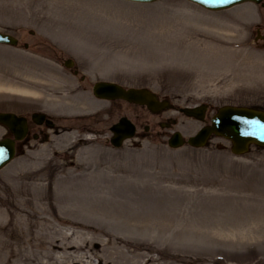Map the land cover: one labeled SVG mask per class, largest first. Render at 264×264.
<instances>
[{
	"label": "rangeland",
	"instance_id": "obj_1",
	"mask_svg": "<svg viewBox=\"0 0 264 264\" xmlns=\"http://www.w3.org/2000/svg\"><path fill=\"white\" fill-rule=\"evenodd\" d=\"M257 25L260 6L0 0V30L20 41L0 45V111L54 122L0 170V264H264V149L235 157L218 137L167 145L172 132L187 139L203 126L179 108L206 103L207 121L223 105L264 110ZM216 56L228 66L214 67ZM104 79L147 87L171 109L97 100L91 85ZM121 116L138 137L113 148L109 126ZM167 118L176 123L159 128Z\"/></svg>",
	"mask_w": 264,
	"mask_h": 264
},
{
	"label": "water",
	"instance_id": "obj_2",
	"mask_svg": "<svg viewBox=\"0 0 264 264\" xmlns=\"http://www.w3.org/2000/svg\"><path fill=\"white\" fill-rule=\"evenodd\" d=\"M136 1H153V0H136ZM208 9H221L232 4L247 0H191ZM259 2L260 0H251ZM0 42L8 44H16V40L5 34L0 33ZM95 93L104 98H123L135 103H145L147 106L156 110L155 101L152 95L145 90H123L120 87L100 83L95 86ZM184 112L188 115L201 117L203 108L201 109H186ZM0 122L7 124L15 133L16 138L23 135L25 128L20 119L15 118L10 114H0ZM213 126L201 130L196 137L190 139V143L201 145L210 132L222 135L233 142L232 151L236 154L247 150L250 143H256L264 146V114L246 108L224 107L219 109L218 113L212 119ZM115 137L112 140L114 145H119L120 140L124 136H131L132 126L125 119L113 127ZM174 139V142H173ZM180 144V139L177 135L172 138L170 145ZM14 154L13 142L6 139L0 141V167L9 161Z\"/></svg>",
	"mask_w": 264,
	"mask_h": 264
},
{
	"label": "bare ground",
	"instance_id": "obj_3",
	"mask_svg": "<svg viewBox=\"0 0 264 264\" xmlns=\"http://www.w3.org/2000/svg\"><path fill=\"white\" fill-rule=\"evenodd\" d=\"M215 28H216V26H215ZM193 33H195L196 34V32H193ZM192 36H190V38H189V40H188V46L189 47H191V48H194L195 47V37H196V35H194L193 36V34H191ZM198 36V35H197ZM204 41H211V43L212 44H216L217 46L219 45V46H225L224 47V49H226L227 47H226V45H228V44H225L224 42H222V40L220 39V38H216V39H214V40H211L210 38H208V37H206L205 39H203ZM200 41V40H199ZM225 56L226 57H228L229 56V53L227 52V51H225ZM229 59V58H228ZM133 61H135V60H133ZM212 61L214 62V66H217V65H221V64H223L224 63V61H221V60H218V57L216 56V57H214V58H212ZM219 75V74H218ZM216 76L217 77V81L218 80H220V79H223V78H227V77H229V76ZM213 78H215V77H213ZM217 85V84H216ZM73 264H78L77 262H74Z\"/></svg>",
	"mask_w": 264,
	"mask_h": 264
}]
</instances>
